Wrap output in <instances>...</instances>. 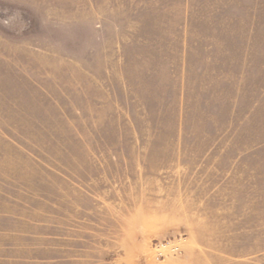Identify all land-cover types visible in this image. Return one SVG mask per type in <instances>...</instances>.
<instances>
[{
  "label": "rangeland",
  "instance_id": "rangeland-1",
  "mask_svg": "<svg viewBox=\"0 0 264 264\" xmlns=\"http://www.w3.org/2000/svg\"><path fill=\"white\" fill-rule=\"evenodd\" d=\"M0 264H264V0H0Z\"/></svg>",
  "mask_w": 264,
  "mask_h": 264
}]
</instances>
